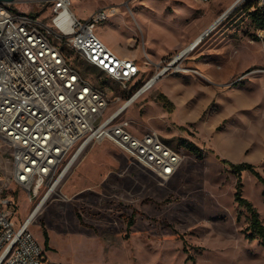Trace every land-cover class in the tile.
Listing matches in <instances>:
<instances>
[{
	"label": "rangeland",
	"instance_id": "rangeland-1",
	"mask_svg": "<svg viewBox=\"0 0 264 264\" xmlns=\"http://www.w3.org/2000/svg\"><path fill=\"white\" fill-rule=\"evenodd\" d=\"M234 1L72 0L80 17L117 7L97 34L109 47L147 62L146 76L136 81L168 68L124 118L136 133L158 132L185 158L163 181L108 139L89 145L31 224L44 249L43 226L48 232V260L264 264V245L246 236L250 213L235 198L239 176L230 165L252 163L264 177V30L255 28L250 4ZM202 32L207 34L197 49L175 61ZM190 68H200V74ZM8 150L0 144L1 156ZM3 177L2 185L12 187L20 223L41 194L10 185V172ZM241 180L243 197L264 221V183L249 170L241 172Z\"/></svg>",
	"mask_w": 264,
	"mask_h": 264
},
{
	"label": "built area",
	"instance_id": "built-area-1",
	"mask_svg": "<svg viewBox=\"0 0 264 264\" xmlns=\"http://www.w3.org/2000/svg\"><path fill=\"white\" fill-rule=\"evenodd\" d=\"M236 1L264 12V0ZM116 12L111 5L80 17L72 0H0V144L9 148L0 155V264H71L48 260L31 229L35 217L16 221L12 187L1 183L7 172L10 185L38 195L104 139L163 181L185 158L158 132L136 133L124 118L168 69L136 81L147 62L118 54L97 34Z\"/></svg>",
	"mask_w": 264,
	"mask_h": 264
},
{
	"label": "trees",
	"instance_id": "trees-1",
	"mask_svg": "<svg viewBox=\"0 0 264 264\" xmlns=\"http://www.w3.org/2000/svg\"><path fill=\"white\" fill-rule=\"evenodd\" d=\"M250 4L254 8V1H248L245 2ZM251 17L253 24L256 29H263L264 30V12L254 8V10L251 12ZM161 101L167 105L171 110L173 107V103L168 99L167 96L161 95ZM199 148H197L195 145L191 146V150L194 153H199ZM231 167L237 172L238 180H237V190H236V200L239 202L240 208H246L247 211L250 213L249 218V224L245 228L246 230V236L251 239H259L261 241V244L264 245V221L261 219L259 211L256 209V207L253 205V203L243 197L242 195V180H241V172L243 170H249L251 171L261 182L264 183V177L260 174L258 170H256L255 166L252 163L249 162H242V163H230ZM263 197H264V191H263ZM133 224L132 221L129 222V227ZM44 230V245L45 250L49 249V235L46 229L43 226Z\"/></svg>",
	"mask_w": 264,
	"mask_h": 264
},
{
	"label": "bare ground",
	"instance_id": "bare-ground-1",
	"mask_svg": "<svg viewBox=\"0 0 264 264\" xmlns=\"http://www.w3.org/2000/svg\"><path fill=\"white\" fill-rule=\"evenodd\" d=\"M235 5L238 4V2L235 0L234 1ZM234 5V4H233ZM232 5V6H233ZM234 5V6H235ZM233 6V7H234ZM229 9V8H228ZM227 13V11L224 13V15ZM223 14L221 17H219L217 20H215L207 29L208 31H211L213 29H215L216 25L219 23V21L222 19ZM207 32L205 33H199L186 47H184V49L182 51H180L177 54V57L175 58V61L180 59L182 56L186 55L187 53H189L191 50L194 51L195 49H197V47L200 45L201 41L203 40V37L207 34ZM174 61V62H175ZM165 69H168L167 67H165ZM164 71V69H163ZM156 83H154L152 86H154ZM151 86V87H152ZM75 163V161H74ZM59 182H54V184H52L48 190H46L43 194H41L40 199L38 200L35 209L29 214L31 216V218L35 217V215L37 213H39V211L42 209V207L44 206V204L46 203V201L48 200V198L52 195V193L57 189V187L59 186Z\"/></svg>",
	"mask_w": 264,
	"mask_h": 264
},
{
	"label": "crops",
	"instance_id": "crops-1",
	"mask_svg": "<svg viewBox=\"0 0 264 264\" xmlns=\"http://www.w3.org/2000/svg\"><path fill=\"white\" fill-rule=\"evenodd\" d=\"M186 47V46H185ZM112 49L114 50V51H116L118 54H120V55H126V54H123L122 53V51L120 50V49H118L116 46H113L112 47ZM184 49V48H183ZM182 50V49H181ZM190 52H192V50L190 51ZM189 52V53H190ZM200 69V68H199ZM78 159V158H77ZM77 159L75 160V162L77 161Z\"/></svg>",
	"mask_w": 264,
	"mask_h": 264
},
{
	"label": "water",
	"instance_id": "water-1",
	"mask_svg": "<svg viewBox=\"0 0 264 264\" xmlns=\"http://www.w3.org/2000/svg\"><path fill=\"white\" fill-rule=\"evenodd\" d=\"M3 1H10V2H12V1H14V0H3Z\"/></svg>",
	"mask_w": 264,
	"mask_h": 264
}]
</instances>
